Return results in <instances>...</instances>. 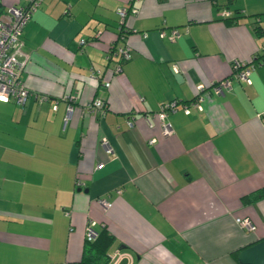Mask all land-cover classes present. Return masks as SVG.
<instances>
[{
	"label": "crops",
	"instance_id": "obj_1",
	"mask_svg": "<svg viewBox=\"0 0 264 264\" xmlns=\"http://www.w3.org/2000/svg\"><path fill=\"white\" fill-rule=\"evenodd\" d=\"M20 39V77L44 99L0 101V264H79L89 224L113 235L106 264H240L264 238V196L242 199L264 186V62L182 107L233 59H264V0H41ZM96 97L104 111H86Z\"/></svg>",
	"mask_w": 264,
	"mask_h": 264
},
{
	"label": "built area",
	"instance_id": "obj_2",
	"mask_svg": "<svg viewBox=\"0 0 264 264\" xmlns=\"http://www.w3.org/2000/svg\"><path fill=\"white\" fill-rule=\"evenodd\" d=\"M20 4L10 5L6 8L4 15L0 14V101L6 102L13 100L15 103L22 105L28 96H34L38 101L44 99V95L31 92L30 89L25 86L23 83L20 74L24 67V60L19 58V55L22 54L21 47V31L24 24L29 20L32 13L36 10L41 0H20ZM135 9H132V12ZM221 15L229 14L228 9H221ZM119 24H123L126 9L119 8L117 10ZM169 33L172 37L178 35V30L176 27H170ZM164 30H159L158 35L162 36ZM83 39L79 40V43H83ZM264 52V50H263ZM129 46L127 43H117L112 44L108 49L107 58L113 57L115 60L114 70L117 71L120 69V64L124 60L129 58ZM264 62V59L260 56H253L252 59L247 62L244 60L233 59L230 65V73L220 80L211 82L209 85L204 86L198 84L196 86V94L193 99L183 104V110L185 112L189 111V107L193 106L196 108H201V102L207 93L208 89H212L214 92H221L224 88L228 89L230 87V79L233 77L237 80L249 82L248 74L250 70L255 66ZM108 82L105 81V85ZM68 99L69 96H67ZM177 106L176 100H170L162 102L158 105L157 110L155 111L159 119L161 126V131L164 134H169L172 132L171 125L165 120L167 113ZM67 110L71 108L70 103L67 104ZM84 108L88 112L97 111L103 112L105 108V103L102 98H94L89 102L84 104ZM130 123V122H128ZM106 151H110L111 148L107 144L106 140L101 141ZM79 180L75 181L76 185H79ZM98 202H101L106 207L110 206V202L104 199H98ZM236 223L246 229H253L254 225L252 222L244 217L235 219ZM95 236V231L92 229L91 225H87L85 228V238L93 239Z\"/></svg>",
	"mask_w": 264,
	"mask_h": 264
},
{
	"label": "trees",
	"instance_id": "obj_3",
	"mask_svg": "<svg viewBox=\"0 0 264 264\" xmlns=\"http://www.w3.org/2000/svg\"><path fill=\"white\" fill-rule=\"evenodd\" d=\"M220 16L226 23L231 24L236 22L239 13L238 10H235L234 13H231L229 11V14H220ZM255 29L257 30V32L259 31L258 26H255ZM262 196H264V186L259 187L248 194H245L242 199L245 201L254 200ZM112 241L113 235L104 226L99 228L95 232V236L93 239H84L79 264H106L108 261L107 250ZM237 251H235L234 254H237Z\"/></svg>",
	"mask_w": 264,
	"mask_h": 264
},
{
	"label": "water",
	"instance_id": "obj_4",
	"mask_svg": "<svg viewBox=\"0 0 264 264\" xmlns=\"http://www.w3.org/2000/svg\"><path fill=\"white\" fill-rule=\"evenodd\" d=\"M236 258L240 264H264V238L238 250Z\"/></svg>",
	"mask_w": 264,
	"mask_h": 264
}]
</instances>
